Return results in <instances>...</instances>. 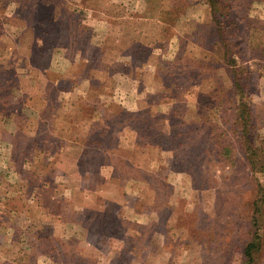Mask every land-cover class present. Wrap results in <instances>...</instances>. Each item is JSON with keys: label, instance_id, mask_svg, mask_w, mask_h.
I'll list each match as a JSON object with an SVG mask.
<instances>
[{"label": "rangeland", "instance_id": "374dc122", "mask_svg": "<svg viewBox=\"0 0 264 264\" xmlns=\"http://www.w3.org/2000/svg\"><path fill=\"white\" fill-rule=\"evenodd\" d=\"M233 4L223 25L251 71L244 96L208 0H0V264H264V0ZM39 9L42 37L22 19Z\"/></svg>", "mask_w": 264, "mask_h": 264}, {"label": "trees", "instance_id": "16d2710c", "mask_svg": "<svg viewBox=\"0 0 264 264\" xmlns=\"http://www.w3.org/2000/svg\"><path fill=\"white\" fill-rule=\"evenodd\" d=\"M213 9V21L215 23L214 27V33L213 38H216V45L218 46V49H222L224 53L225 59H227L228 64L233 65L231 67L232 70V77L234 80V88L235 92L241 96H244V94H247V89L249 88V81L251 80V71L249 70L248 66L246 64L244 65H238L236 62V59L233 57L234 52L237 48H239L238 42L236 41H230L227 40L225 36V30L223 22L225 21L223 17H229V15L233 11V0H208ZM53 3V1H52ZM48 5V4H47ZM50 5V2H49ZM44 6V7H42ZM46 2L43 4H40V9H43L47 14ZM54 7L53 11L51 12V15L49 16L51 18L50 22L56 26V24L60 23L59 17H61V14L58 10L61 9V7H58L57 5L52 4V8ZM39 9V12L32 15H27L26 17L22 18L23 21L28 24L29 26H32L35 29V35H42L40 32L43 30L42 28L45 26L43 22L38 17H41L45 14V12ZM256 26L255 20L251 21ZM35 26V27H34ZM38 26L41 27V30H38ZM253 27V26H252ZM216 28V29H215ZM254 30V29H253ZM3 35L0 34V38ZM217 36V37H216ZM138 44V43H137ZM140 47V46H139ZM138 47V48H139ZM136 48L135 51H139V49ZM12 56V54L7 55L4 59L0 58V82L4 79L6 80V73H12V71L7 69L6 66H1L4 63H8L9 57ZM14 71V70H13ZM232 89L230 88L228 92V99L232 98ZM221 102V99L219 97L218 99ZM178 110H175L176 115V124L182 127H179L180 131H178L177 135L184 134H190L187 131L191 130V127L187 126L186 122L184 120H180L177 118ZM235 119L240 123L243 134L248 135L249 129H250V121L252 119V109L250 105L246 102H241L240 106L238 107V111L235 113ZM233 114V115H234ZM224 130H215L211 129L208 133V140L211 141L213 149L215 152L219 155V158L230 165H235L237 163V157L238 154L235 152L234 147L229 144L225 140V134L223 132ZM244 137V142L246 144L245 148L243 149L244 156L247 159V161L251 164V166L255 167L256 170L262 168V166H259V164L263 161L261 160V151L259 148H257L253 143L250 142V140L246 137ZM188 137H192L188 136ZM205 139V138H204ZM259 186L261 188L262 196L260 199H257L254 203L255 208V222L257 226L260 228V221L263 222V215H264V186L259 183ZM262 233L259 230L255 232V236H253L246 244L245 248V255L248 260V262H253V251L259 250L262 247Z\"/></svg>", "mask_w": 264, "mask_h": 264}, {"label": "crops", "instance_id": "0c3cea01", "mask_svg": "<svg viewBox=\"0 0 264 264\" xmlns=\"http://www.w3.org/2000/svg\"><path fill=\"white\" fill-rule=\"evenodd\" d=\"M27 56H29L28 54H27ZM2 165V166H1ZM6 165V164H5ZM1 168H3V164L0 162V171H1ZM2 172V171H1ZM0 172V173H1ZM0 178H2V175H0Z\"/></svg>", "mask_w": 264, "mask_h": 264}]
</instances>
